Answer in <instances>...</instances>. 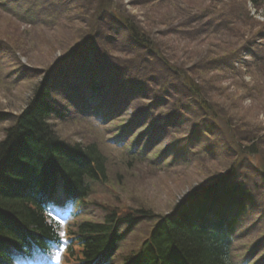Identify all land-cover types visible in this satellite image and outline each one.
Here are the masks:
<instances>
[{
    "label": "trees",
    "instance_id": "trees-1",
    "mask_svg": "<svg viewBox=\"0 0 264 264\" xmlns=\"http://www.w3.org/2000/svg\"><path fill=\"white\" fill-rule=\"evenodd\" d=\"M97 1L84 2L86 7L92 8ZM139 1L149 5L154 2L155 7L168 3V0H137V3ZM250 1L257 9L264 7V0ZM104 2L105 7L98 11L92 28L85 33L87 37L96 36L100 32L110 33L114 42L121 43V36L126 31L130 39H133L130 40L131 42L140 48L145 49L148 46L152 50L150 36L152 28L144 30L138 26L137 28L127 26L123 16L126 12L121 11V6L117 13L112 12L116 0H104ZM38 4L44 10L42 14L45 13L44 17H46L51 11L46 10L50 3L39 0ZM30 5L33 4L27 6ZM84 7L83 5L82 9ZM177 13L179 15L174 18L175 21L182 20L184 15L181 10L177 9ZM207 14L208 12L203 15L198 14L197 19L200 20ZM209 14H214V11ZM167 17L168 15L165 20L168 19ZM46 19L53 20L48 27L57 22L51 17ZM121 22L124 23V27L119 26ZM145 32L149 34V38ZM87 45L91 51H96L94 41L87 42ZM0 49L3 51L4 48L0 47ZM153 55L157 56L158 52L153 51ZM158 56L168 57L174 60V63L161 59L166 61L162 68L153 66L150 69L152 75L140 80L146 82L133 84L129 89L132 93L130 97L133 96V101L137 104L132 107L135 121L131 122L150 127L149 134L152 136L156 133L153 136L155 138L152 137L153 140L163 138L165 135L163 128L177 129L178 123L181 127L186 126L191 153H196L195 146L206 137L202 133L207 129V120L214 116V112L208 107L211 95L204 88L208 81H204V73L198 72L197 65L186 68L182 63L177 64L179 57L170 56L166 52ZM86 60L90 62L91 67H97V61L92 53L84 52L82 49L65 55L58 63L52 62V65L42 70V74L39 75V79L43 76L41 83L35 85L34 93L25 102L19 114L0 111V124L10 123L3 130V136L0 138V244L5 250L4 256H0V264H12L10 253L15 250V253L23 254L22 245L27 244L26 252L31 254L33 243L44 246L48 239L60 240L64 234L70 242V260L74 259L71 261L76 264H104L102 260L107 257L104 258L99 250L95 248L89 253L86 249L94 244L95 247H100L106 242V250L115 252L117 244L113 233L116 236L117 231L122 230L126 235L131 234L136 227L146 221H154V223L148 235L142 238L139 254L138 252L135 254L137 259L133 257L138 264H234L229 254V244L233 240V234L241 224L243 225L241 222L248 214L249 207L257 204L255 200L257 195L264 193V163H260L262 171L259 172H257L258 166H252L257 172L258 182L251 183L246 178L248 171L246 156H258L259 152L264 151L262 135L264 129L259 130L256 126L246 132L249 133L246 139L247 146L238 155L242 160L231 163L225 177L216 178L213 183L204 185L200 189L195 186L193 190L200 194L178 210H173L169 216L157 214L154 212L156 210L149 207L131 208L126 211L106 208L102 221L84 220L68 228L48 217L46 207L49 197L56 193L59 184L64 186L66 194L76 196L82 192L85 196V191L91 188L88 183L92 186L100 179L107 180L108 177V162L102 146L99 147L94 142L72 143L61 136L56 129L55 120H64L67 114L62 107L65 104L76 107L75 111L82 115L90 112L77 102L76 95L82 84L85 86L91 83L93 91H106L111 86L112 79H116L110 72L109 65L107 66L109 74L104 77H101L96 69L88 70L86 74L82 73L79 68L84 71L89 67L86 65ZM176 65L184 67L185 70L175 69ZM27 77L24 74L20 80L24 81ZM211 84L217 86L213 82ZM90 104L88 102L87 106ZM103 110L110 112V109L105 107L96 114L99 115ZM155 111H161L162 114L154 117ZM75 120V124L81 129L93 130L89 120L79 118ZM111 120L112 118L102 117L101 124L110 126L108 122ZM122 126L118 129L119 133L124 129L121 128ZM213 136L217 139L220 135L214 133ZM252 137H256L258 141L253 142ZM203 143L208 147L207 139ZM187 148L190 149V146ZM169 149L173 150L171 146ZM182 151L185 152L186 149L182 148ZM208 153L212 152L209 150ZM196 156H188L186 160L180 162L181 165L190 171L195 168L203 169L198 162L199 159L196 161ZM131 161L130 169L138 160ZM177 161L178 159L173 160V166L180 164ZM165 167L169 169L171 165ZM240 204V209L236 211V207ZM144 208L149 211L148 214L144 212L146 211ZM193 214L203 218V225L192 227L186 225V221H192ZM12 219L19 223L20 235L25 236L20 241L15 235L17 231L8 227V225L12 226ZM251 235L248 234V238ZM8 243L14 246L7 253L8 247L5 244Z\"/></svg>",
    "mask_w": 264,
    "mask_h": 264
},
{
    "label": "rangeland",
    "instance_id": "rangeland-1",
    "mask_svg": "<svg viewBox=\"0 0 264 264\" xmlns=\"http://www.w3.org/2000/svg\"><path fill=\"white\" fill-rule=\"evenodd\" d=\"M5 1V4L0 2V47L4 48L3 51L0 49V111L3 113L19 114L34 93L35 85L41 83L43 76L39 79V75L42 70L80 49L92 53L97 61V67L89 66L81 72L86 74L88 70L96 69L104 77L109 74V65L110 72L116 77L112 83L117 97L133 84L146 82L140 80L152 75L150 69L153 66L162 68L166 61L161 59L174 63L168 57L158 56L164 52L179 57L177 64L182 63L186 68L197 65L198 72L204 73V81H208L204 88L211 95L208 107L214 116L207 120V129L202 133L208 135V147L197 152L198 162L203 169L190 171L180 164L167 174L156 172L148 165L126 170L125 159L117 158L116 164H109L107 185L100 193L93 195V200L100 203L102 210L118 208L119 211H126L149 207L156 210L154 212L157 214L169 211L183 197L190 195L195 186L200 189L213 183L228 170L231 163L242 160L238 155L247 146L248 134H244L248 130L254 126L259 130L264 129V71L257 70L254 77L247 74L257 64L264 65V9L259 14L254 13L255 9L249 0H168L161 7H155L154 2L149 5L141 1L137 3V0H116L112 12L117 13L121 6V11L126 12L122 15L127 26H138L144 30L152 28V50L148 46L140 48L131 42L133 39H130L126 31L121 36V43L114 42L110 33L100 32L96 36L87 37L85 33L92 28L96 14L106 5L104 0H98L92 8L86 7V0H46L50 3L46 10H51L46 17L45 13L42 14L44 10L38 4L39 0H30L29 4L33 5L27 7L22 15L19 12L14 19L9 16L6 8L16 11L21 3ZM241 7L254 14L258 28L252 31L253 24H247L248 11L240 10ZM177 9L184 15L180 21L174 19L179 15ZM211 10L214 14H209ZM203 12L208 14L198 20L197 15H203ZM167 15L168 19L165 20ZM50 17L57 22L48 27L53 22L46 19ZM119 26L125 25L121 22ZM130 30L136 34L133 29ZM147 36L150 37L149 34ZM91 41H94L96 51L89 49L87 42ZM153 51L158 52V55H153ZM250 54L256 59H252ZM243 58L248 65H245L240 75L232 65L234 60L240 61ZM241 62L240 65L245 63ZM184 67L176 65L175 69L183 71ZM24 74L28 77L21 82L20 78ZM62 107L67 113L64 120H55L61 136L72 143L94 142L99 147L102 146V137L105 151L109 156H117L113 150L107 149L111 145L107 139V128L96 126L99 133L95 136L90 129L83 130L75 124V118L68 115L74 112L71 106L65 104ZM133 115L134 110L130 116ZM9 125L0 124V138ZM214 133L220 136L215 139ZM251 140L258 141L256 137ZM209 150L212 153L209 154ZM261 158L264 161V151ZM144 212L149 213L147 210ZM249 214V220L253 223L251 229L254 228L253 235L236 245L239 255L246 249L245 252L258 253L264 247V202L251 207ZM101 217L97 215L93 220L101 221ZM151 224L146 221L134 229L128 237V251H136L142 238L149 233ZM261 254L264 255V252Z\"/></svg>",
    "mask_w": 264,
    "mask_h": 264
},
{
    "label": "bare ground",
    "instance_id": "bare-ground-1",
    "mask_svg": "<svg viewBox=\"0 0 264 264\" xmlns=\"http://www.w3.org/2000/svg\"><path fill=\"white\" fill-rule=\"evenodd\" d=\"M86 65L90 66V62L87 61V60H86ZM71 66H73V65H71ZM79 70L82 71V68H79ZM70 77L72 78V76H70ZM167 131H169V128H163V132L167 133ZM246 134L249 135V133H246ZM240 207H241V204L238 205V207H236V211H238L240 209ZM191 218H192V221H186L185 222L186 225H189L191 227L194 226V225L196 226L198 224L203 225L204 220H203V218L200 215L193 214V215H191ZM249 222H250V220L247 221V223H249ZM8 226L12 227L11 225H8ZM113 236H114V239L116 240L115 242H116L117 246H119L123 250H126L127 252H119V253L115 254L112 251H107L106 250V242H103V244H101L100 247L99 246L95 247V244H94L92 247H88L86 249V251L89 252V253H92V251L96 248L97 250H99L102 253V256L104 258L105 257H107V258H116V259H119V261L122 262L123 264H138L136 262V260L133 258L135 256L136 259H137V256L135 255V254H137V252L132 253V252L128 251L129 247H127V245H128L127 242L129 241V239H128L129 234L126 235L122 230H119V231H117V235L115 236L114 233H113ZM22 237H25V236L24 235H20L19 236V241H20V239L22 240ZM64 238H66V237H64ZM210 245H212V244H210ZM21 248H22V250L24 252L28 251V245L27 244L26 245H22ZM4 254H5V250L3 248V245H1L0 256H4ZM116 259H113V263H116V261H117ZM12 260H15V259L12 257ZM139 264H142V263H139Z\"/></svg>",
    "mask_w": 264,
    "mask_h": 264
}]
</instances>
